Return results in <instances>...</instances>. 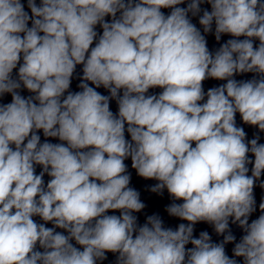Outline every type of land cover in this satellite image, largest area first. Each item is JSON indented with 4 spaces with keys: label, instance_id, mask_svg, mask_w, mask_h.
<instances>
[{
    "label": "clouds",
    "instance_id": "obj_1",
    "mask_svg": "<svg viewBox=\"0 0 264 264\" xmlns=\"http://www.w3.org/2000/svg\"><path fill=\"white\" fill-rule=\"evenodd\" d=\"M261 133L264 0H0V264H264Z\"/></svg>",
    "mask_w": 264,
    "mask_h": 264
}]
</instances>
